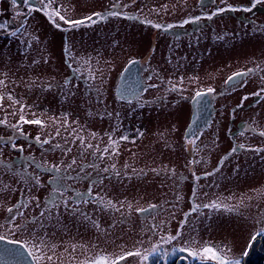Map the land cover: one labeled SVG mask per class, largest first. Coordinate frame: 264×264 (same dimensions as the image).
Here are the masks:
<instances>
[{"label": "rangeland", "instance_id": "obj_1", "mask_svg": "<svg viewBox=\"0 0 264 264\" xmlns=\"http://www.w3.org/2000/svg\"><path fill=\"white\" fill-rule=\"evenodd\" d=\"M115 2L56 0L57 5L64 7L62 14L71 20L109 10ZM119 5L120 10L125 11L137 6L133 0H119ZM0 10H3L0 19L14 15L7 0H0ZM18 21L9 20L10 26L17 27ZM58 22L61 28L54 27L42 14H33L28 20V34L23 37L26 41L33 36L38 38L32 40L30 48L16 38L0 37V79L5 81L0 85V94L4 96L0 120L8 122L0 124V136L6 135L0 140V158L11 160L7 163L10 168L4 165H1L4 169L0 168V234L12 239L18 237L30 246L35 245L38 254L42 249L45 256H53L51 262L45 259L42 264H79L98 253L119 254L137 248L143 252L153 244L169 251L185 246L186 242L197 248L205 244L218 248L223 244L230 256H239L250 232L264 227V152L247 148L242 154L229 157L226 167L230 169L227 168L226 176L219 177L221 174L216 172L196 181L189 172L191 158L182 136L190 112L189 100L203 84L191 77L185 79L183 85H175V90L170 84L162 89H149L141 95L147 98L145 101L123 100L115 93V77L125 60L142 53L143 47L140 50L132 39L137 32L136 24L113 17L76 28ZM219 23L227 29L225 20ZM66 44L69 53L65 52ZM231 65L234 69L242 68L245 73L255 69L247 74V80L264 77V55L258 58L242 54L241 60L235 58ZM65 79L70 81L67 86H64ZM49 84L51 88L47 87ZM161 93L164 97L159 102L154 98ZM9 94L19 103L9 100ZM21 105L25 106L26 119H40L43 124H23L21 131L13 129L10 125L18 122ZM252 111L258 113L259 110ZM261 115L264 116V109ZM123 135L129 139L120 140ZM37 136L40 142L36 141ZM77 137H83L84 143ZM109 137L118 142V154H111ZM44 140L49 143H43ZM259 142L264 145V139ZM12 143L23 146L25 154L44 164L54 158L58 166L69 165L75 159L76 164L71 167L73 173L79 169V162L86 160L87 184L92 195L86 211H82V204L74 198L69 203L72 209H59L56 201L46 203L41 198L49 187L43 183L44 174L32 168L28 161H23L22 169L13 165L12 156L17 150L11 148ZM50 147L55 149L53 153L36 152ZM106 147L108 154L104 153ZM69 148L71 151L67 152ZM222 153L219 152L218 157ZM218 157L212 162L208 157L204 170L212 168ZM113 164L115 170L111 167ZM105 168L109 171H103ZM154 168L169 171L157 175L151 171ZM25 169L27 173L38 175L42 186L25 184L21 179ZM140 170L143 174L138 175ZM84 185L83 181L73 182L71 187L78 191ZM73 194L74 191L71 197ZM97 194L117 207L121 201L125 206L120 211L106 209L98 202ZM33 196L47 205L37 207L33 201L24 208L23 204ZM213 201L228 208L203 207ZM196 204L201 207L192 212ZM149 205L157 207L153 209ZM13 206V212L9 213L7 209ZM74 207L77 210L74 211ZM136 208H147L149 213L137 212ZM17 210L23 216L16 215ZM41 211L45 212L43 217ZM185 213L189 215L181 227ZM85 216L89 219H84ZM33 217L37 221L35 225L30 222ZM93 221L99 223L100 230ZM13 223H27V230L16 231ZM177 230L182 233L177 240L166 243L161 239L169 233L174 235ZM41 241L48 247H43ZM52 245L56 247L52 249ZM72 245H77L74 251ZM138 263L139 258L135 257H129L126 262Z\"/></svg>", "mask_w": 264, "mask_h": 264}, {"label": "flooded vegetation", "instance_id": "obj_2", "mask_svg": "<svg viewBox=\"0 0 264 264\" xmlns=\"http://www.w3.org/2000/svg\"><path fill=\"white\" fill-rule=\"evenodd\" d=\"M135 3L137 6L128 11H125L124 8H122L124 10H120V7L109 9L127 12L133 17L132 19L113 18L135 23L137 32L134 33L132 39L134 45L139 47L140 50L143 47L142 53L132 55L122 63V68L115 77V93L120 83L119 96L124 94L127 96V100L145 101L147 98H143L141 95L147 93L149 89H153L149 87L151 84L157 85L154 89H162L161 87L167 84L181 86L184 84L185 79L195 77L196 82H199L198 84H203L196 91H202L203 95L195 99L192 95L189 100L190 112L184 123L182 138L186 152L191 158L190 161H199V163H190L192 168L189 169V172L200 176V179H205L208 178V176H204L205 172H213L214 169L219 167V171H217V174H221L219 177L226 176L227 168L230 169V166L226 167L227 162H230L229 157L240 155L247 148H262L264 146L259 142V139H264V137L259 136V131L264 130V116L261 115L264 109V96L251 95L264 87V79L260 77L256 80H247L246 73L245 76L236 77L233 81L225 83L232 73L243 70L242 68H232V60L235 58L241 60L242 54L258 58L264 55V4L253 8L251 12L226 11L208 20L206 14L217 7L224 6L220 4V0H216L214 4L210 0H135ZM227 3L244 7L249 6V0H227ZM197 16L201 18L199 20L193 19ZM145 19L152 20L153 24L144 23ZM186 19L189 20V23H182ZM4 20L13 21L12 17L2 16L0 22ZM223 20L228 24L227 29L219 23ZM19 23L20 21H18V26ZM156 23L161 24L162 27L155 28L154 24ZM168 24H172L173 27L168 28ZM141 25L142 27H140ZM6 36H8L6 33L0 31V37ZM141 39H143V42ZM233 46L236 47L234 50L232 49ZM129 60H134L135 63L129 64ZM124 69L126 70L124 71ZM181 77L183 80H181ZM245 80L247 81L246 84L236 86L240 81ZM209 87L214 89L212 93L207 92L206 88ZM244 96L249 98L243 101L242 107L237 108ZM163 97V93H161L154 99H159V102H162ZM149 99L152 98L149 96ZM254 108L259 110L258 113L252 111ZM234 109L235 111H233ZM247 125H251V128H248L243 136L239 135ZM252 129H255V131ZM5 136L1 135L0 137ZM195 137H198L196 144L189 145L188 139ZM213 142L217 144H213ZM241 143L245 144L246 148L237 147V151L229 155L231 149ZM204 146L213 147L215 150L210 149L212 150L210 151ZM15 149L17 153L12 156L15 159L13 165L17 166L18 169H22L21 164L23 161H28L32 164V168L44 174L43 183L49 187L43 193V196L41 195V198L46 203L56 201L59 204V209H72L73 207H70L69 203L74 198L76 202L82 204V211H86L89 204L88 202L84 203V201H88L89 197L92 196L87 184L86 160L79 162V169L74 173L71 168L67 167L68 163L59 166L61 169L59 172L55 170L47 171L44 167H37V164L44 163L39 162L32 155L25 154L23 148L22 150L20 147ZM53 151L55 149L50 147L36 152L53 153ZM221 151L223 153L218 157ZM216 156L218 159L215 160L213 167L204 170L206 168L204 166L207 165V158L210 157L212 162ZM225 156H228V158L221 163L222 158ZM0 159L6 163L11 161L6 158ZM56 162L53 158V161L45 164L49 166L58 165ZM197 164L198 166H196ZM1 165L3 164H0V168L4 169ZM32 175L34 176V174ZM53 177H55V182H53ZM82 181L85 185L80 190L72 189L71 184L73 182L81 183ZM56 187H59L60 192L63 191L64 193H57L53 200L52 189ZM67 191L69 193L65 195ZM72 191L75 193L73 197L70 195ZM63 200H68L67 208ZM39 202L47 205L42 200H39ZM147 213L149 212H143V214ZM258 228L250 232V236L239 256L233 257L239 259L240 264H264V234L252 239L256 232L260 230V227ZM14 238L22 240L18 237ZM8 239L13 240L12 238ZM223 246V244L218 245V249L227 251L226 246ZM182 247L184 246L166 251L167 248L158 246L157 252L153 253L144 264H202L199 258L190 257L187 252L181 251ZM138 264H141V262L139 261ZM203 264H215V262L207 261Z\"/></svg>", "mask_w": 264, "mask_h": 264}, {"label": "snow or ice", "instance_id": "obj_3", "mask_svg": "<svg viewBox=\"0 0 264 264\" xmlns=\"http://www.w3.org/2000/svg\"><path fill=\"white\" fill-rule=\"evenodd\" d=\"M7 2L10 4L11 9L14 12V15L12 17L13 20H17L19 19L20 23L19 26L12 28L10 26V23L8 20H4L3 22H0V31L6 33L9 37L11 38H16L18 40H20L21 43H24L27 45V47H31L32 44V40H36L38 39L37 37L33 36L32 40H24L23 37L28 34V20L29 18H31L33 16V14L35 13H40L42 14L44 17L47 18V20L50 22V24H52L54 27L56 28H61V24L58 21H62L64 22V24L69 25L70 27H79L81 25H91V24H96L99 20H106L109 17H124L126 19H132L133 17L130 16L127 12H122V11H116V10H108L106 13L105 12H94L84 18L81 19H76V20H71L66 18V16L63 13L64 11V7L63 5H57L56 0H7ZM133 2H135V0H133ZM211 3H215L216 0H210ZM220 4L224 5L223 7H217L215 10L211 11L210 13L206 14V18L208 20H211L213 17H216L217 15L224 13L226 11H244V12H251L253 8L257 7L258 5L264 4V0H249V6L244 7V6H237V5H233L230 3H227V0H220ZM119 0H116L115 3H113L111 5V9H117L119 7ZM123 7H127V5H124ZM3 14V10H0V15ZM95 17V18H94ZM201 17L197 16L194 17L193 19L199 20ZM144 23L152 25L153 21L152 20H148L145 19ZM182 23L187 24L189 23V20H184ZM154 27L159 29L162 27L161 24L156 23L154 24ZM168 28H172L173 25L172 24H168L167 25ZM65 52L69 53L70 49L69 46L66 44L65 45ZM33 63H37V61H33ZM129 64H133L135 63L134 60H129L128 62ZM255 69H248L247 70V74H251L252 72H254ZM246 73L242 72V71H237L232 73V75H230L227 80L225 81V83L231 82L234 80V78L236 77H241V76H245ZM94 78V77H93ZM262 79H264V77H262ZM181 80H183V78L181 77ZM70 83V81H68L67 79H65L64 81V86H67ZM247 81H240L238 85L236 86H243L244 84H246ZM5 81L3 79H0V85H4ZM47 87L51 88L52 85L49 84L47 85ZM149 87L155 88L157 87V85L155 84H151L149 85ZM176 86L173 85V89L175 90ZM147 90V89H145ZM214 91V89H212L211 87L207 88V92L208 93H212ZM203 93L202 91H196L194 94L193 99H195L196 97H200L202 96ZM251 95L260 97V96H264V87H261L259 89V91L252 93ZM121 99L123 100H127V96L124 94H121L120 96ZM249 97L248 96H244L242 97V102L241 104L237 105V108L242 107L243 101L247 100ZM8 99L12 100L13 103H19V101L14 100V98L11 96V94L8 95ZM4 100V96L2 94H0V104H2V101ZM24 105H21L20 111H21V115L19 116V120L16 124H12L10 125L13 129H16L18 131H21V125L23 124H36V125H42L43 121H41L40 119H26L25 116L23 115V109H24ZM235 111V109L233 110ZM15 114V113H13ZM109 116H111V113H108ZM119 114L117 113V116ZM7 119L4 120H0V124H7ZM248 128H251V125H247L245 130L240 132L239 135L243 136L245 134V132L248 130ZM253 131H255V129H252ZM57 135H59V131H57ZM95 135V133H93V136ZM140 135H143V133H140ZM193 136H195V134H193ZM259 136L264 137V130H260L259 131ZM78 139H80L81 143H84L83 137H77ZM4 137H0V140H3ZM37 142H40V137L37 136L36 138ZM120 140H128L129 137L127 135H123L119 138ZM196 139H198V137H195L193 139H188V144L189 145H195L196 144ZM43 143L47 144L49 143L48 140H44ZM118 144L117 141L113 140L111 137H109V145L113 148V152L111 154L115 155L118 154V148L116 147ZM11 147L13 149L17 148L18 145L16 143H12ZM55 147L59 148L60 145H56ZM89 147H91V145H89ZM237 147L244 149L246 148V145L241 143L237 146H234L231 149V152L229 153V155H231L232 153H235L237 151ZM21 150L23 148V146H20ZM250 151H254V152H264V148L261 147H257V148H251L248 149ZM67 151H71V149H67ZM104 153L108 154L109 153V148L106 147L104 149ZM228 158V156H225L222 158L221 163H223L224 160H226ZM191 163H199V161H192ZM0 164H3L5 167L10 168V165L7 164L5 161L0 160ZM76 164V160L73 159L72 163L69 164L67 167L71 168L72 165ZM37 167H44L45 170L47 171H52L55 170L56 172H59L61 169L58 165H46V164H37ZM112 169L115 170V165L113 164ZM125 167H128L127 165H125ZM103 171L107 172L109 171L108 168L103 169ZM133 171L135 172L136 170L133 169ZM152 172L156 173L157 175L160 174L161 171L164 172H168L169 169L164 168V169H151ZM173 175L175 174V170L172 169L171 170ZM219 171V167H217L216 169L213 170V172H205L204 176H211L214 174V172ZM115 174L117 176L120 175V173L118 171L115 172ZM139 174H143V170H140ZM200 176H197L194 174V179L196 181L200 180ZM21 179L23 180V182L25 184H29V183H33L34 186H42L41 182H40V177L38 175L33 176L30 173H27V170L25 169V175L21 177ZM53 182H55V177H53ZM60 192L59 187L53 188L52 189V198L53 200L56 197V194ZM89 192H91V188L89 189ZM193 195H196L195 190L193 191ZM62 196V194H61ZM98 196V202L103 205L104 208L106 209H114L115 211H120L121 208H123L125 206V202L121 201L120 202V207H117V205L115 203H113L111 200H105L103 197H99V194H97ZM177 199H180L179 196H177ZM33 201H35L36 206L39 207L40 203H39V198L38 197H31L26 203L23 204L24 208H27L29 206V204H31ZM88 201H84V203H87ZM63 203L65 205V207L67 208L68 206V200H63ZM13 207H10L7 209V211L9 213L13 212ZM128 209L132 208V205L130 203L127 204ZM149 208H156L157 205H149ZM201 207V205L196 204L194 205V207L191 209L192 212L197 211V209H199ZM204 208H213V209H218V208H228L227 205H223L220 204L216 201H213L209 204H204L203 205ZM74 211L76 209H73ZM137 212L143 213V212H147L148 209L147 208H136L135 209ZM228 210H232V209H228ZM16 215L19 216H23V213L20 212L19 210L16 211L15 213ZM45 215L44 211L40 212V216L43 217ZM189 214L185 213V221H181V227H183L184 223L186 222L187 216ZM14 220V218H11ZM84 219H89V217L85 216ZM33 225L37 224L36 218L33 217L32 220L30 221ZM94 226L100 230V225L98 222L93 221ZM13 229H15L16 231H24L27 230V223H13L12 225ZM40 227H43V224H40ZM261 234H264V228L258 230L256 232V234L252 237V239H255L256 236H259ZM182 233L180 230H177V232L173 235V234H166L165 236H162L161 239L164 242H172L177 240L179 237H181ZM8 239V237L4 234H0V241H4ZM10 243L12 244H23L24 248L28 249V255H30L32 257V259L36 262V264H42L43 260H48L49 262H51L53 260V256H45L43 254L42 249H40V254L37 253V249L35 245H29V243L27 241H23V240H18V239H13L10 241ZM41 244L43 245V247H48V245L44 242L41 241ZM56 246L52 245L51 248L54 249ZM73 251L76 249L77 245H72L71 246ZM158 250V244H153L151 246V248L147 251H141L139 248L135 249L134 251H122L119 254H108V253H98L95 256L91 257V258H86L83 261H80L79 264H121V262H124V264H126L127 259L129 257H135V258H139V261L141 262V264H144V262H146L149 257L157 252ZM181 251L187 252L189 254L190 257L193 258H199L203 264V262H207V261H213L215 262V264H240V260L237 258H233L232 256H230L227 251H221L220 249H218L217 247L211 246V245H203L202 247H194L192 244L187 243L185 244L184 247H182L180 249ZM3 253L6 255H14V256H19V257H23L24 256V252L21 249H12V248H3L2 249ZM230 251V250H229ZM165 255H167V253H165Z\"/></svg>", "mask_w": 264, "mask_h": 264}, {"label": "water", "instance_id": "obj_4", "mask_svg": "<svg viewBox=\"0 0 264 264\" xmlns=\"http://www.w3.org/2000/svg\"><path fill=\"white\" fill-rule=\"evenodd\" d=\"M126 69H124L125 71ZM120 84V83H119ZM117 86L116 93L119 95L120 88ZM148 212V211H147ZM10 239H6L4 241H0V264H36L30 255H28V249L24 248L23 244H12L10 243ZM12 248V249H21L24 252L23 257L14 256V255H6L3 253V248Z\"/></svg>", "mask_w": 264, "mask_h": 264}]
</instances>
